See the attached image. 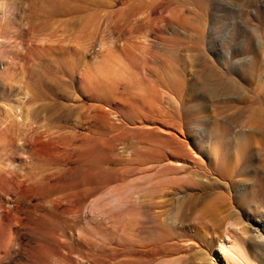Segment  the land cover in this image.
<instances>
[{
	"label": "rangeland",
	"instance_id": "obj_1",
	"mask_svg": "<svg viewBox=\"0 0 264 264\" xmlns=\"http://www.w3.org/2000/svg\"><path fill=\"white\" fill-rule=\"evenodd\" d=\"M226 218L264 264V0H0V264H227Z\"/></svg>",
	"mask_w": 264,
	"mask_h": 264
},
{
	"label": "bare ground",
	"instance_id": "obj_2",
	"mask_svg": "<svg viewBox=\"0 0 264 264\" xmlns=\"http://www.w3.org/2000/svg\"><path fill=\"white\" fill-rule=\"evenodd\" d=\"M78 45H79V42L77 41V42H75L74 47H77ZM99 47H100V53L99 54L97 53L99 55L98 56L99 59L96 58L94 66L92 65L90 68H88V66H86L88 68V70L89 69L91 70V68L92 69L96 68L97 70H113V71H115L117 68H120V67L122 68V66L124 67L123 62L125 64V61H124V60H126L125 58L129 57L127 55L128 52H126L127 49L125 48L124 45H120V43L118 45H113V43L112 44L109 43V44L105 45L103 42H100ZM129 71H131V70L129 69ZM129 75H131V74H129ZM133 77H135V76H133ZM135 78H138V77L136 76ZM129 79H131V78H129ZM133 81L134 82L132 84L136 88L144 89V90L147 89V86L145 85V82L142 79L139 78V79H135ZM161 160L167 161V164H170L169 167L175 168L174 165H171L172 160L169 156H163L161 158ZM177 163L175 162L174 164H177ZM138 176L136 179H138V180L141 179V177H138ZM145 176L147 177V175H145ZM162 176H163V173H162ZM160 177L161 176H159L158 180L160 179ZM161 179H162V177H161ZM135 180H128L126 183V186L125 187L123 186L125 188L124 191H125V193H127V196L131 195L133 193V191H135L137 188L143 187V185H144L143 182H146V181H143V182L138 183V185L137 184L135 185L133 183V181L135 182ZM150 180H151V178H150ZM147 181H149V180H147ZM165 181H167V180H165ZM161 183H163V181ZM147 184L145 185V187L147 186ZM189 192L190 191L188 188V184H186V183L185 184H179V187L175 188L173 191L174 196H173V199H171L172 200V206L170 205L171 209L167 210V212H165V213H156L155 214V217H156L158 222H160L164 225L165 224L168 225L171 229H173L175 231V234H177L178 236L181 234V232L179 231V228H178L180 212L182 210V206L180 204V201L183 200L187 195H189ZM125 193H123V194H125ZM117 196H119V195H117ZM116 200H117L116 202L118 204L123 203L124 200L127 202V203L125 202L126 204H128V201L130 202L129 199L126 200L121 196L117 197ZM132 205H133V203H132ZM128 211H131V209ZM133 211H135V210H133ZM229 221L230 220H228L227 218L223 221L222 234H220V236H218V237L212 238V240L210 241L209 250H207L208 252H204L203 259L205 261L215 263V262H217L216 260L218 257L215 258L214 254L219 253L224 257V260L227 261V264H256L255 262H257V264H261L260 260H259V252H258V248L260 247V241L257 240V241H255V243L246 244V241L243 238L239 237L238 239H236L237 236L234 238L233 237L234 234L232 235L229 230H230V226H235L233 224L236 221L231 220V221H234L233 223L229 222ZM236 227H233L232 231L237 230ZM202 252L203 251H201L199 253H202ZM156 264H158V263H156Z\"/></svg>",
	"mask_w": 264,
	"mask_h": 264
}]
</instances>
